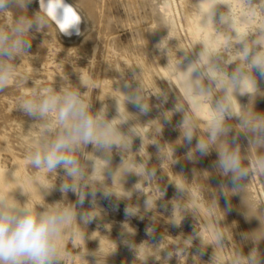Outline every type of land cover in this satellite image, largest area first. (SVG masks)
I'll return each mask as SVG.
<instances>
[{
  "label": "clouds",
  "instance_id": "clouds-1",
  "mask_svg": "<svg viewBox=\"0 0 264 264\" xmlns=\"http://www.w3.org/2000/svg\"><path fill=\"white\" fill-rule=\"evenodd\" d=\"M33 0H0V90L5 89L17 77L16 66L22 53L29 52L32 36L53 21L48 7L41 6L40 10L28 15V6ZM252 0H249L251 7ZM220 6L215 3L202 17V24H212L217 32L228 36V41L221 47H213L201 43L198 51L182 52L177 55V62L173 66V74L180 79L184 89V96L190 102L182 104L176 97V103L171 111H162L157 119L150 120L153 145L159 149L157 154L158 166H149V154L145 150L144 138L136 131L133 123L135 119L121 116L119 104L116 102V118L108 117V107L103 105L99 109L93 108V103L85 99L86 84L81 78L77 87L68 84L60 87H42L25 92L17 100V109L32 119L38 125V134L32 138L28 162L36 170L48 175L55 173L59 177L52 184H40L44 203L36 205L29 199V193L23 187H18L9 193H0V264H66L65 252L68 246L70 231L78 232L85 241L84 228L99 215L94 214L97 209V194L104 199L113 196L117 201L131 200L133 193L143 192V184H152L157 179L158 167L169 160L162 154L163 146L159 143L164 125L171 122L173 113H182V120L176 125L180 132L177 144L188 145L185 159L193 161L199 157L209 155L215 151L217 159L213 167L218 175L227 178L221 181L212 196L215 206L218 198L223 196L227 207L231 210L230 198L240 195L244 208L245 219L255 218L259 221V228L251 233H241V240L251 241L253 247L245 256L237 249L229 264H264V257L258 250V245L264 241V218L259 215L249 216L250 208L245 203L242 190L243 183L254 174L264 178V112L255 108L257 96L264 92L258 86V79L264 80V25L259 28L238 31L232 16L224 11L219 14ZM254 11V9H253ZM79 24V23H78ZM78 24L75 27L78 29ZM234 38V43H233ZM162 55L169 60L170 45L164 44V38L156 45ZM190 53H194L189 59ZM120 92L124 97V106L132 104L141 115H147L153 105L150 98L155 96L162 108L167 103L168 93L146 94L138 75L132 72L130 79L125 78ZM247 96V104H241L239 97ZM126 111V107H125ZM128 114L129 112L126 111ZM130 117H135L129 114ZM136 118V117H135ZM235 121V123H232ZM128 125L127 131L123 126ZM247 141V148L242 150L240 138ZM141 137L142 143L138 155L143 157L137 162L133 157L129 159L133 149V139ZM196 140L194 146L193 140ZM92 150L88 151V146ZM120 156V163L113 166V154ZM172 147L170 165L178 163ZM60 170L63 174L59 175ZM129 174L141 178L131 190L125 191L123 184ZM110 181V183H109ZM123 188V195H118L114 188ZM230 185V186H229ZM176 196L172 201L169 223L175 227L189 211L195 209L187 207V201L194 199V195L185 184L175 182ZM59 190L63 198L59 201L46 203L45 197L52 191ZM25 199L20 200L15 193ZM159 195L144 201L143 212L140 207L129 203L125 209V217L144 216L156 208V201L162 200L166 188L157 187ZM76 195L73 204L67 200V194ZM231 193V194H230ZM88 201L89 208L83 205ZM167 203L160 205L167 210ZM264 211V206L261 207ZM155 217H151L154 222ZM79 222V223H78ZM121 235L133 236L135 231L128 222L122 225ZM214 240L205 244L199 232L188 235L184 243L188 246L199 239L201 247L199 254H203L204 246L211 245L214 249H223L228 238L218 226L213 227ZM154 223L146 228V234L154 238ZM75 244V241H72ZM123 243L134 252L139 264H147L150 258L160 259V249L148 243L137 245L130 239ZM115 248L106 254L99 249L86 252L83 256L85 264H106V258L115 254ZM174 255L168 250L164 256L165 262ZM94 258L90 262L86 257ZM211 264H218L217 253L211 258Z\"/></svg>",
  "mask_w": 264,
  "mask_h": 264
},
{
  "label": "rangeland",
  "instance_id": "rangeland-1",
  "mask_svg": "<svg viewBox=\"0 0 264 264\" xmlns=\"http://www.w3.org/2000/svg\"><path fill=\"white\" fill-rule=\"evenodd\" d=\"M73 2L82 8L88 18L89 26L84 34L78 41L69 44L63 41L50 25H47L42 32L33 33V38L29 36V39H32L29 52L22 53L17 60L16 79L8 87L0 90V145L7 148L0 156L3 164L11 165L13 159L18 157L23 160L25 178L41 172L34 169L27 159L31 140L38 134V125L17 109V100L25 92L42 87L58 88L61 85L68 86L69 83L77 87L80 83L75 79L80 69L85 70L91 77L90 83L86 85V88H81V91H84L85 99L93 103L94 110L103 105L116 104L123 98L119 87L122 91L125 90L122 80L130 79L133 71L137 73L146 94L155 95L161 90L168 93L167 103L163 104L162 108L156 107L160 101L153 96L150 98L153 107L147 115L137 112V115H133L136 118L127 116V118L135 119L129 123H133L135 131L144 138L145 150L150 157L149 166H158L159 149L156 145L150 144L153 141L150 136L152 128L148 124L149 121L157 119L162 111H171L177 96L182 104L191 106L184 96L182 87L178 85L177 75L173 74V66L177 62V51H191L194 48L198 51L200 48L199 44L193 45V37L188 32L186 19L188 11L194 16V27L198 28L197 32L203 43L206 36L215 33L209 32V34L207 29H204L206 26L201 22L203 15L214 3L220 6L217 12H227L228 6H224L222 0H186L187 4L185 0H73ZM227 4L230 7L228 12L232 17L240 16L244 11L247 13L246 17L252 20L251 23H240L244 26L242 31L264 25V0H252L251 7H249V0H229ZM33 11V8L28 6L29 16L35 13ZM175 33L179 36L177 39L174 37ZM163 38L164 44L170 45L169 60L156 47ZM95 46L97 48L94 49ZM177 55H182V52H178ZM193 56L194 53H190L189 59ZM49 60H54L53 64L56 67H50L59 75V78L53 81H50L48 77L47 66H43ZM28 66L38 67L39 70L35 73H27ZM27 86L29 90L24 91ZM258 86L261 91H264V80L258 79ZM104 92L105 94L102 95ZM259 94L262 96H257L255 108L259 112H264V92ZM248 100L247 96L239 97L241 104H247ZM113 115H118L117 111L108 113L109 118ZM181 120L182 113L175 112L171 122L164 125L162 135L158 139L163 146L162 154L167 155L169 160L162 167H158L157 179L152 184H143V192L133 193L131 200L119 201L115 196L104 199L99 193L97 194V209L94 210V214L99 216L85 227V241L76 238L77 232L68 233L66 264H85L83 259L85 248H88L89 252L96 251L93 249L97 248L100 253L106 254L114 249V240L118 242L117 251L126 254L129 264H139V260L123 243L126 239L132 240L137 245L148 243L160 249V259L150 258L147 264H211L214 253H217L218 264H229L237 249L247 256L253 247H257L251 241L241 240V233H251L260 226L255 218L245 219L242 214L244 208L241 196H231V210L227 212H225L227 205L223 196L218 198V206L214 204L212 193L218 189L221 181L228 182L227 178L218 175L213 167L217 159L216 152L213 151L204 157H199L197 153V159L193 161L185 159L190 146L177 144L180 132L176 125ZM127 128L128 125L123 126L124 131H127ZM141 143V137L133 139L132 154L129 156V159L134 157L138 163L143 161V157L138 155ZM195 143L194 139L191 146ZM240 143L242 150L247 148V141L243 136L240 138ZM172 147L175 148L174 155L178 158V163L174 165H170ZM87 150L91 151L92 146L89 145ZM119 163L120 156L114 152L113 166ZM42 173L52 183L57 180V186L59 185V177L57 178L55 173L51 175ZM62 174L63 170H60L59 175ZM140 182L139 176L129 174L123 188L125 191L131 190L136 183ZM175 182L185 184L195 197L187 201V207L195 211H189L179 227L169 223L172 201L176 196ZM243 183L246 184L242 192L244 201L250 208L249 216L259 215L264 218V211L260 210L264 206V178L254 174ZM157 187L166 188V192L162 200L156 201L155 209L150 210L144 219H140L139 216L125 217L124 209L129 203L140 207L143 212L145 199L148 197L154 199L159 195ZM123 188L117 185L114 190L118 195H123ZM28 193L30 201L34 204L44 203L43 196L35 190H30ZM15 195L20 200L25 199L18 191ZM62 198L63 194L56 190L49 197H45V202L52 203ZM67 200L74 204L77 197L69 192ZM163 203H167V210L160 207ZM83 207L89 208L87 200ZM153 216L156 218L154 222L151 220ZM124 222H128L134 229L133 236L121 235L124 232L122 228ZM153 223L154 238L146 234V228ZM217 223L229 240L223 249L216 250L211 245H205L201 255L198 253L201 247L199 239L194 240L190 246L184 243L186 237L194 231L200 233L205 244L211 242L215 238L212 228L217 226ZM72 241H75V244ZM168 250L173 251L174 255L165 262L164 256ZM258 250L264 257V241L259 243ZM86 258L89 261L94 260L91 256ZM122 261V255L116 258L113 254L106 258V264H125ZM101 264H103V256H101Z\"/></svg>",
  "mask_w": 264,
  "mask_h": 264
},
{
  "label": "bare ground",
  "instance_id": "bare-ground-1",
  "mask_svg": "<svg viewBox=\"0 0 264 264\" xmlns=\"http://www.w3.org/2000/svg\"><path fill=\"white\" fill-rule=\"evenodd\" d=\"M222 1L224 2V4H223L224 6H226V5L228 6V8H227V12H228L230 10L229 5L227 4L229 0H222ZM43 2H44V0H33V2L29 6H31L33 8V10H34L33 12H37L40 10ZM188 2H190V1H188ZM219 2H221V1H219ZM63 3L67 6L73 7L74 10L77 12V14L80 16L78 29L76 27H73L70 30H68L67 32L61 31L59 29L58 23L55 21L50 22L48 25H50L57 32V34L60 35L59 37H61L63 41L71 44V43H75L76 41H78L80 36L82 34H84V32L87 30V28L89 26V23H88L89 21H88V18L86 16L85 12L82 10V8L78 4L73 2V0H63ZM185 3H186V0H185ZM220 13L221 12H217V17H216L217 19L219 18ZM246 16H247V13L242 11L240 16L232 17L234 20L235 27L238 31L242 32V29L244 28V26H242L240 23H242V22L243 23H251L252 22V20ZM193 18H194L193 14H191V12L188 11V15L186 18L187 19V25L189 28L188 32H190V35L193 37V41H194L193 45L197 46L198 44L201 43V39L199 37V32H197L198 28L194 27V22H193L194 19ZM204 29H207L206 31H208V33L209 32L210 33L215 32V33L206 36V39H204L203 43L209 44L213 47H221L228 41V36L222 32H217L216 28L212 24H209ZM199 30H200V28H199ZM47 35H48V33H47ZM174 37L177 39L179 36H176V33H175ZM46 41H49V40H46ZM177 42H179V41H177ZM48 43L49 42H47V44ZM49 46H51V45H49ZM95 48H97V47L95 46L94 49ZM53 61L49 60L48 62H46V64L42 63L43 66L44 65L47 66V70H48L47 74H48L50 81L51 80L53 81V80L59 78V75H57L54 72V69L52 70L50 67V66L56 67V65L53 64V63H55ZM38 70H39L38 67H32V66H28V68H26L27 73L28 72L35 73ZM76 76H77V79H75V80L79 83H80L81 78L83 79V81L86 85H88L91 81L90 75H88V73L85 70L78 69ZM176 80L178 82V85H180L182 87L180 79L178 78V74L176 76ZM182 89H183V87H182ZM27 90H29V86H27L26 90H24V91H27ZM183 91H184V89H183ZM104 94H105V92L102 93V95H104ZM117 103L119 104L122 117L127 118V116H129V114L132 116L135 114L136 115L138 114L137 108L134 105L127 104L126 106H124V97L121 98ZM107 107H108V113H110V112L113 113L114 111H116V104H111ZM125 107H126V111H128L129 114L125 111ZM117 116L118 115H113L111 118H116ZM6 149H7L6 147L0 145V156H2L1 155L2 151L6 150ZM40 184H52V181H50L42 172H38V173L34 174L33 176H28L25 178V172L23 169V160H21L18 157H15L13 159V161L11 162V165H5V164H3L1 157H0V193L13 192V190H16L18 187H23L26 192H29L30 190H33V191L35 190L37 193H39V195H42V193L39 189ZM55 191L56 190L52 191L50 195H52V193H54ZM50 195H48L46 197H49ZM100 206L103 207L102 205H100ZM76 238L81 240V241H84L81 238V235L79 233L77 234ZM113 243H114V248H115L116 247L115 244H118V242L114 240ZM86 249H88V248H86ZM93 250H97V248H94ZM90 252H91V250H90ZM120 255H122V257H123L122 263L125 262V264H129L128 263L129 262L128 257H126V254L120 253L119 251L116 250V252H115L116 258H118ZM92 261L93 260H90V262H92Z\"/></svg>",
  "mask_w": 264,
  "mask_h": 264
},
{
  "label": "snow or ice",
  "instance_id": "snow-or-ice-1",
  "mask_svg": "<svg viewBox=\"0 0 264 264\" xmlns=\"http://www.w3.org/2000/svg\"><path fill=\"white\" fill-rule=\"evenodd\" d=\"M42 6L48 7L49 15L58 23L61 31L67 32L80 21V16L74 8L65 5L63 0H44Z\"/></svg>",
  "mask_w": 264,
  "mask_h": 264
}]
</instances>
